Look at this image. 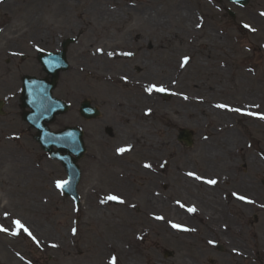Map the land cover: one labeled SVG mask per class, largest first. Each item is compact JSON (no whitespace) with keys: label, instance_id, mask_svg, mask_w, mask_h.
<instances>
[{"label":"rangeland","instance_id":"obj_1","mask_svg":"<svg viewBox=\"0 0 264 264\" xmlns=\"http://www.w3.org/2000/svg\"><path fill=\"white\" fill-rule=\"evenodd\" d=\"M215 1L0 0V225L9 229L0 232V264H189L177 246L190 255L191 230L171 222H186L180 215L203 179L220 182L222 161L241 151L246 171L256 165L264 175V17L254 6L231 8L230 19ZM69 36L77 42L53 95L70 107L49 128L83 130L77 207L57 188L65 170L35 140L19 102L21 76L44 75L37 49L54 51ZM83 99L99 117H81ZM180 129L193 132L191 147L177 140ZM14 220L39 244L11 235Z\"/></svg>","mask_w":264,"mask_h":264},{"label":"flooded vegetation","instance_id":"obj_2","mask_svg":"<svg viewBox=\"0 0 264 264\" xmlns=\"http://www.w3.org/2000/svg\"><path fill=\"white\" fill-rule=\"evenodd\" d=\"M260 4L264 5V0H249L243 9L257 6L254 14L261 20L264 12ZM249 17L256 18L251 12ZM70 37L77 42L76 37ZM220 165V182L219 175L207 177L215 179L220 187L207 184L204 190H196L189 198L190 205H186L196 211L180 215L187 218L179 224L191 230L192 243L188 257L182 255L181 244L177 246L179 261L187 258L189 264H264V175L256 165L246 171L243 151L235 160H223ZM238 195L253 203L238 199Z\"/></svg>","mask_w":264,"mask_h":264},{"label":"water","instance_id":"obj_3","mask_svg":"<svg viewBox=\"0 0 264 264\" xmlns=\"http://www.w3.org/2000/svg\"><path fill=\"white\" fill-rule=\"evenodd\" d=\"M70 42H63V49L56 53H39L38 59L43 65L46 73L44 78L24 75L21 78V108H23L22 119L28 122L32 127L37 128L35 139L41 147L46 150L52 158L60 160L67 172L66 181L68 186L63 188L65 194H69L78 202L76 186L79 182V169L76 161L82 156L85 148L82 142V132L77 127H66L58 132L49 131L48 124L55 116L67 111L68 105L60 99L52 97V89L55 87L60 71H65L68 64L65 58V47ZM2 102L0 101V109ZM30 110L26 111L25 108ZM80 113L86 118H93L98 115L96 108L91 107L85 100L80 104ZM1 113V110H0ZM190 133L181 131L179 139H183L187 145L191 143ZM53 146L57 147L56 150ZM74 157H73V156Z\"/></svg>","mask_w":264,"mask_h":264},{"label":"snow or ice","instance_id":"obj_4","mask_svg":"<svg viewBox=\"0 0 264 264\" xmlns=\"http://www.w3.org/2000/svg\"><path fill=\"white\" fill-rule=\"evenodd\" d=\"M261 15H264V13H261ZM196 26H197V27H201L200 24H197ZM244 27H245V28H249L251 31H255V29H254V28H251L250 25L245 24ZM109 55H111V53H109ZM125 55H131V53H125ZM188 62H189V57L185 56V57L183 58V62L181 63L180 66H181V67H184ZM153 90L158 91V92H164V91H166V89H165L163 86L156 87L155 85H151V86H149V87L146 89V91H148L149 93H151ZM185 99H187V97H185ZM217 107H219V108H226L227 106H226V105H223V104H220V105H217ZM230 110H231V111H236V112H241V109H239V108H234V109H230ZM149 111H150V110H149ZM246 114H248V115H254V113H246ZM259 118H260V119H264V115H261ZM128 150H130V149H128V148H123V147H122V148L117 149V152H118L119 154H123L125 151H128ZM144 167L148 168V167H151V165H149V164H145ZM188 175H189V176H195V178H196L197 180L202 179L200 176H196L195 173H192V172H189ZM204 182L207 183V184H210V185H215V184H217V181H216L215 179H208V180H205ZM68 184H69L68 181H57V182H56V186H57V188H60V189H63V188H65V187H67ZM233 195H237V194H236V193H233ZM237 198L240 199V200H242V201H245L246 203H253V201L247 199V197H245V196H243V195H238ZM106 201H116V202L121 203V204L124 203V200L121 199V198H120L119 196H117V195H108V196L106 197ZM106 201H101V203H104V202H106ZM181 206L183 207V205H181ZM187 211H189V212H195L196 209H195V207H190V208L187 209ZM4 215H5V217H7L8 213L6 212ZM157 219H160V217H157ZM12 224L14 225V229H15V230L11 231V235H13V236H18V235H20L21 233H24V234H26L27 236L31 237V239H32L33 241H35L37 244H39V241L37 240L36 236L33 235L32 231L29 229V227H27V226H26L24 223H22L20 220H14V221H12ZM172 227H174V228H179L180 226H179V225H176V224H173ZM185 230H187V229H185ZM75 231H76V230L73 229V233H74V234H75ZM0 232H9V229L6 228V227H4L3 225H0ZM209 243H213V242H212V241H209ZM55 246H56V245H53V247H55ZM110 264H116V258H115V257H112V259H111V261H110Z\"/></svg>","mask_w":264,"mask_h":264},{"label":"bare ground","instance_id":"obj_5","mask_svg":"<svg viewBox=\"0 0 264 264\" xmlns=\"http://www.w3.org/2000/svg\"><path fill=\"white\" fill-rule=\"evenodd\" d=\"M151 86V85H150ZM152 110L150 109L149 112H151ZM165 123L168 124L169 126L172 125V124H175V121L174 119H170V118H165ZM221 129V128H220ZM218 132H216L215 134H217ZM136 140V139H135ZM137 141V140H136ZM186 180L190 181L187 177H185ZM149 204H153L152 203V200L149 199ZM151 217L153 218V216L151 215ZM186 217V216H185Z\"/></svg>","mask_w":264,"mask_h":264}]
</instances>
